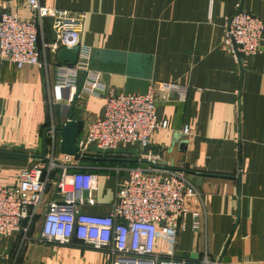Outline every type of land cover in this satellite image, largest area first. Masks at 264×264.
Instances as JSON below:
<instances>
[{
  "label": "crops",
  "instance_id": "1",
  "mask_svg": "<svg viewBox=\"0 0 264 264\" xmlns=\"http://www.w3.org/2000/svg\"><path fill=\"white\" fill-rule=\"evenodd\" d=\"M2 2L15 18L31 17L26 0ZM42 3L87 14L82 44L91 48L89 68L107 89L145 94L162 82L188 89L185 102L175 95L157 103V116L168 122V128L152 135L150 150L161 157L162 166L209 176L197 187L200 205L190 206L178 229L159 228L155 253L177 260L207 259L211 264H264V41L256 56L238 65L223 46L222 29L237 4L264 23V0ZM55 82L54 68L18 69L0 60L1 185L18 183L19 173L34 164V156L43 154L45 139L46 154L51 150L61 154L56 128L67 123L68 108L51 105ZM104 105V95L78 96L72 117L78 123L77 145L88 123L103 117ZM90 150L84 156L109 161L79 159L98 163L79 166L98 176L97 203L82 211L107 215L118 183L128 177L130 168L139 166L141 152L135 146L105 156ZM48 201L49 197L45 204ZM193 213H198L196 219ZM37 226L34 239L24 246L20 234L0 239V264H111L107 254L78 243L69 247L39 243V227L34 236Z\"/></svg>",
  "mask_w": 264,
  "mask_h": 264
},
{
  "label": "built area",
  "instance_id": "2",
  "mask_svg": "<svg viewBox=\"0 0 264 264\" xmlns=\"http://www.w3.org/2000/svg\"><path fill=\"white\" fill-rule=\"evenodd\" d=\"M2 1L1 61H9L18 69L54 68L51 105H72L83 72L87 77L82 92L104 95L103 117L88 123L86 135L78 144L79 155L84 156L90 147H96L104 156L128 146L138 147L141 153L139 166L130 168L128 177L118 183L109 214L94 215L82 209L97 203L98 176L79 170L77 161L81 157L49 151L45 159H37L19 173L16 185L0 184V239L20 234L22 246L31 242L44 210L37 238L43 245L69 247L78 243L107 254L111 264H211L207 259L177 260L155 253L159 228L175 232L190 206L201 203L200 192L188 175L162 166L161 157L150 150L152 135L168 128V122L157 116V103L168 102L175 95L185 102L187 87L162 82L145 94H116L89 68L91 48L82 44L85 12L47 7L42 0H26L31 17L18 19ZM241 9L237 4L222 28L223 46L238 65L244 58L256 56L264 41L263 21ZM63 48L78 50L74 65L58 61ZM183 133L188 135L189 128L185 127ZM141 163L148 167L142 168ZM193 217L196 219L198 213Z\"/></svg>",
  "mask_w": 264,
  "mask_h": 264
},
{
  "label": "water",
  "instance_id": "3",
  "mask_svg": "<svg viewBox=\"0 0 264 264\" xmlns=\"http://www.w3.org/2000/svg\"><path fill=\"white\" fill-rule=\"evenodd\" d=\"M243 10V9H241ZM77 49L75 51L68 50L66 48H63L59 51L57 55V59L60 63H68L70 65H74L77 62L78 59V53ZM87 74L84 75L83 80L78 86L77 93L75 95L74 101L72 105L68 108L67 112V123L60 128H56V131H58L61 135V142H60V152L61 154H66V155H72V156H78L81 158H85L88 160L92 161H109L107 159H102V158H94V157H89V156H80L79 155V147L77 145L78 141V123L75 122L72 117H73V112H74V106L76 104L78 96L81 94L83 86L85 84ZM50 130H47L45 132V135ZM46 139H45V149L44 152L41 156H34L37 159H45L46 157ZM5 154H10V155H15V156H26L18 153H5ZM120 161V160H119ZM137 163H139V160H136ZM140 166L142 168H147L148 164L147 163H141ZM185 173L188 174L189 180L196 186L200 187L201 186V179L203 177L209 176L208 174H201V173H196L193 171H185ZM199 179V180H198Z\"/></svg>",
  "mask_w": 264,
  "mask_h": 264
},
{
  "label": "rangeland",
  "instance_id": "4",
  "mask_svg": "<svg viewBox=\"0 0 264 264\" xmlns=\"http://www.w3.org/2000/svg\"><path fill=\"white\" fill-rule=\"evenodd\" d=\"M90 151L92 152V153H97L98 151H97V149H96V147H90ZM84 155H86V154H84ZM77 164H78V166H81V165H85V164H87V165H89V167H90V165H93V166H96L98 163H93V162H87V161H83V160H78L77 161ZM79 170H81V169H79ZM82 171H83V169H82ZM4 172V171H3ZM116 173H113V175H114V178H115V176L117 175H115ZM4 175L6 176V173H4ZM43 212H44V210L42 211V215L40 216V221H39V224H38V226H37V229H36V231H35V233H34V236H36V235H38V227L40 228V225H41V221H42V216H43Z\"/></svg>",
  "mask_w": 264,
  "mask_h": 264
},
{
  "label": "trees",
  "instance_id": "5",
  "mask_svg": "<svg viewBox=\"0 0 264 264\" xmlns=\"http://www.w3.org/2000/svg\"><path fill=\"white\" fill-rule=\"evenodd\" d=\"M82 159H85V158H82Z\"/></svg>",
  "mask_w": 264,
  "mask_h": 264
}]
</instances>
